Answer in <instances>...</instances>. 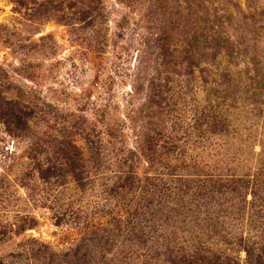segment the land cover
Masks as SVG:
<instances>
[{
    "label": "rangeland",
    "instance_id": "374dc122",
    "mask_svg": "<svg viewBox=\"0 0 264 264\" xmlns=\"http://www.w3.org/2000/svg\"><path fill=\"white\" fill-rule=\"evenodd\" d=\"M0 264H264V0H0Z\"/></svg>",
    "mask_w": 264,
    "mask_h": 264
}]
</instances>
